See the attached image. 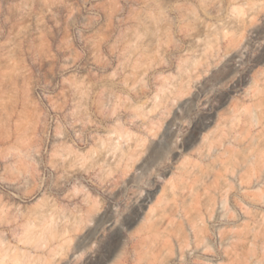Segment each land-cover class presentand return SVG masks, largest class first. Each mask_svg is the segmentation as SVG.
I'll list each match as a JSON object with an SVG mask.
<instances>
[{"label": "rangeland", "instance_id": "1", "mask_svg": "<svg viewBox=\"0 0 264 264\" xmlns=\"http://www.w3.org/2000/svg\"><path fill=\"white\" fill-rule=\"evenodd\" d=\"M0 264H264V0H0Z\"/></svg>", "mask_w": 264, "mask_h": 264}]
</instances>
